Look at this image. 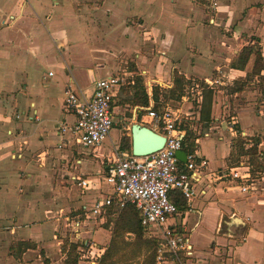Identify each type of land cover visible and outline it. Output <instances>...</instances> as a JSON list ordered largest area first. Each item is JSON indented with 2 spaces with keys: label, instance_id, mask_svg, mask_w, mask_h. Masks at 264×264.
<instances>
[{
  "label": "crops",
  "instance_id": "obj_1",
  "mask_svg": "<svg viewBox=\"0 0 264 264\" xmlns=\"http://www.w3.org/2000/svg\"><path fill=\"white\" fill-rule=\"evenodd\" d=\"M250 2L0 0V228L5 229H0V264H64L57 261L63 255L58 226L69 231V214H79L83 206L112 194L103 173L119 150L123 130H130L131 136L132 125L140 123L159 132L145 110L156 103L148 95L149 106L130 111L124 126L117 124L100 147L83 148L76 138L60 132L63 123L75 122L65 107L67 83L75 82L90 97L99 79L121 76L120 72L137 75L124 67L130 61L140 75L146 72V83L160 90L173 87L176 72L188 82L211 83L212 88L221 80L245 79L255 56L244 71L232 67L234 58L255 42L264 57V0L257 7ZM216 93L213 121L205 128L209 136L201 133L197 149L213 170L228 167L235 135L209 133L223 125L217 116L223 88ZM121 97L122 90L114 104L116 118L123 108ZM246 105L239 114L238 132L251 137L264 130V106ZM118 130L122 132L115 136ZM260 150L263 174L251 194L241 193L234 182L217 183L197 196L191 212L184 209L171 219L173 225L193 228L192 234L203 226L221 237V222L229 234H245L239 242L212 237L219 244L205 249L206 254L193 244L195 255L188 264H264V141ZM82 180H87V187ZM233 216L244 219L246 226L232 222ZM108 220L101 224L89 219L83 229L98 227L95 233L107 237L105 242L91 238L96 234L87 238L108 245L114 226L107 227ZM14 243L18 252L10 253Z\"/></svg>",
  "mask_w": 264,
  "mask_h": 264
},
{
  "label": "built area",
  "instance_id": "obj_2",
  "mask_svg": "<svg viewBox=\"0 0 264 264\" xmlns=\"http://www.w3.org/2000/svg\"><path fill=\"white\" fill-rule=\"evenodd\" d=\"M49 75L53 76V73ZM145 75L146 72L141 73V76ZM122 82L117 76L99 79L90 97L81 93L75 82H68L65 88V107L73 114L75 122L72 125L63 123L60 126L61 134L73 136L85 149L100 147L117 123L114 104L122 90ZM146 84L147 93L153 99L152 88L158 85L151 82ZM196 86L199 88L198 84ZM160 88L162 91L164 86ZM155 106L156 103H153L145 110L154 128L166 137L164 148L145 157L116 150L103 173L104 182L111 188L112 194L91 206H83L79 214L68 215L71 225L68 241L79 244L78 264H100L108 249V245L82 237L85 222L94 219L103 224L111 211L116 220L128 205H134L140 212L146 237L158 243L156 264H188L195 255V246L191 240L194 230L185 224L170 223L172 218L180 215L171 197L180 195L186 200V209L191 212L197 196L204 194L205 188L217 183L234 182L239 191L245 194H251L254 190L256 180L249 163L213 170L209 160L198 155V150L192 154L186 153V162H181L178 152L182 151L186 135L181 128L184 118L180 110L159 111ZM201 133L199 131L197 134ZM204 136L208 137L209 134L204 133ZM73 180L78 181L79 178L73 177ZM80 184L88 186L87 180H82Z\"/></svg>",
  "mask_w": 264,
  "mask_h": 264
},
{
  "label": "rangeland",
  "instance_id": "obj_3",
  "mask_svg": "<svg viewBox=\"0 0 264 264\" xmlns=\"http://www.w3.org/2000/svg\"><path fill=\"white\" fill-rule=\"evenodd\" d=\"M258 2H261V0H251V6L252 7H257L258 5H256ZM147 6L145 4H143V11L147 10ZM249 25H256V24H252L249 23ZM251 40H253L254 42L257 41L255 36H252L250 38ZM252 45V43H251ZM258 45L255 42V45H253V48L255 50L258 49ZM124 64V67L126 68L127 71H131V72H136L137 71V75L135 73L134 77H130V76H124L123 73L124 72H120L121 76H117L119 78H121L123 80L122 84V110L120 111V114L117 116L116 118V125L118 124V127L121 129L125 122H124V118L129 117L131 115L130 111H132L133 109L135 110L138 106H134L133 103H131L130 101L133 98V95L136 92V88L135 86V82L137 83V79L141 78L142 79V85L144 87L145 92L147 93V88L148 85L146 84V80L145 77L140 75L139 70L135 67V63L134 62H129L128 64ZM244 81L246 79H243ZM185 83L184 86V95L183 97L179 98L178 94L175 95L173 97V94L171 92L172 88H168V87H164L162 89V91H160V89L155 86H153L152 90H153V94L155 92V90L157 89L159 91L158 93V100L155 99V102L158 103V110H163V109H169L171 111H179L180 110V115L184 118L183 119V123L182 124H187L188 126H190L191 130H196V132L198 133V131H201L202 134H204L205 128L207 129L206 125L204 124V122L201 120L200 117V106H202L203 101L205 96H207V88H203V86L201 85L203 82L198 81V82H188ZM219 82L221 84H219ZM219 82H216L214 84V88L218 90V88H223L224 91V96L221 95V97L223 98L222 105H220V113L217 115L219 119V122H223V125L221 128H219L218 130H214V131H210L209 133H216L218 131L224 132V133H234V137L231 143V154L229 156L228 159V167H235L238 165H241V163H249L250 162V158L249 156H239L240 153V144L238 142V140H247V144L245 146V150H249L252 148V146L256 143V140L261 142L264 141V130H260L258 132H256L253 136L249 137V136H244L241 133H239L238 131H240V124L238 122H240V112L247 107L246 104H250L253 103L255 107H261L264 106V83H257V81L252 78L249 81H246V88H245V92L244 93H240L237 95L233 94V90H235L236 88H238L239 84H235L234 82H228L226 80H221ZM199 85V88L196 85ZM174 86V85H173ZM156 93V92H155ZM217 93L215 92V95ZM218 96V95H217ZM217 96H214L213 98V104L215 101V98ZM221 97H218V99L221 100ZM202 98V102L199 103V101ZM217 100V98H216ZM126 102V104H125ZM160 102V103H159ZM218 103V101H217ZM128 105V106H126ZM213 109V108H212ZM212 115H213V111H212ZM213 121V119H212ZM215 122V121H214ZM249 123V122H247ZM115 125V126H116ZM210 125V124H209ZM208 125V126H209ZM230 128L232 129V132L230 130ZM120 131L118 130V134H116L115 136H119L120 135ZM192 131V132H194ZM122 132V131H121ZM162 133V132H161ZM125 134V131L123 130L122 132V136ZM127 135L129 137L130 136V130L127 131ZM201 136V135H200ZM215 137V136H214ZM250 140V141H249ZM114 147L112 145L111 150H113ZM258 152L261 153L262 151L260 150V145L258 147ZM119 153H122L121 151H119ZM262 165V159L259 161ZM253 177L255 178V180H260L263 174V171H259V168L257 167V165H253ZM74 210V209H73ZM73 214H76V211L73 212ZM70 215V214H69ZM72 216V214H71ZM242 219V218H241ZM245 221V220H244ZM61 222V221H60ZM225 222L230 223L228 219L225 220ZM59 224V223H58ZM62 224V223H60ZM94 226V223H91V226ZM203 226H201V228H199L196 233L192 234V242L194 245H197L201 251L204 252L205 249L207 248H211L212 249V245L215 244L218 245L219 242L218 241H213V239H221V237L227 239V240H236L237 242L243 240L244 238H236L235 235H239L242 231H236L235 234L233 235V237H229L226 236L224 233H229L228 232V226L225 223V225L223 226V233H221L219 236L221 237H215L212 233H210V228H202ZM0 229H4V228H0ZM205 229V230H203ZM5 230V229H4ZM67 230V229H66ZM65 230L64 225L62 226H58V237L59 240H62V244L60 245V250L63 253L58 255V259L57 261L62 260L60 263H64L66 262L68 255L67 252L69 250V246L70 244L68 243V238L71 236V228L69 229V231ZM98 230V227H93L92 229L89 228L87 230H84L81 232L83 237L90 236L91 235H95V231ZM89 237V238H90ZM112 237V236H111ZM213 237V239H212ZM93 239H95L98 242H105L107 237H105L103 234H96V236L91 237ZM112 239V238H111ZM111 241V240H110ZM110 241L108 242V247L110 245ZM16 245L14 243V245L10 246V253H14L17 251L18 252V247L16 249ZM237 245V244H236ZM12 247V249H11ZM224 248V247H223ZM228 247H226L227 249ZM235 248V246H234ZM213 250V249H212ZM211 250V251H212ZM223 249H219V252H223ZM21 251V250H19ZM7 252V251H6ZM66 253V254H65ZM205 253V252H204ZM206 254V253H205ZM227 256V254L225 255ZM221 262H223V260H221ZM225 262V260H224Z\"/></svg>",
  "mask_w": 264,
  "mask_h": 264
},
{
  "label": "trees",
  "instance_id": "obj_4",
  "mask_svg": "<svg viewBox=\"0 0 264 264\" xmlns=\"http://www.w3.org/2000/svg\"><path fill=\"white\" fill-rule=\"evenodd\" d=\"M253 55L255 56V63L252 72L246 76L245 81L242 79L234 82L235 84H240L238 88L233 90V93L243 92L246 88V81L254 77H258L259 83H264V76L262 75V71H264V57L259 49L255 50L253 48V45L249 44L245 46L234 58L231 65L234 69L244 71ZM136 81L137 83L135 82L134 86L136 92L130 102L133 103L134 106L148 107L149 96L144 90L142 79L139 78ZM185 83H187L185 77L176 72L174 86L171 90L173 97L177 94L179 98L183 97ZM201 85L203 88H207L208 91L199 112L201 120L206 127H208L212 122L213 98L216 89L210 87L205 82ZM157 89L155 90L156 93L154 92L153 95L154 100H158L159 91ZM155 109L158 110V103H156ZM181 128L186 132L182 151L187 154L195 153L198 149L200 135H198L196 131L191 130L190 126L187 124H182ZM238 142L240 144L239 156H249L252 168L253 165L256 164L259 171L262 172L263 165L259 162L262 158V154L258 152L260 141L256 140V143L249 150H245V146L248 143L247 140H238ZM119 151L132 155V141L131 137L127 135V131H125V134L121 138ZM181 166L184 167V164L181 163ZM171 199L177 205L179 211L186 209V200L180 195H174ZM111 215L112 211L109 216L107 227H110L111 223H114L112 239L100 264H156L158 243L155 239L146 237L145 229L141 224V214L138 209L134 205H128L116 220H113ZM68 243L70 246L65 264H78L77 250L79 244L70 243L69 241Z\"/></svg>",
  "mask_w": 264,
  "mask_h": 264
},
{
  "label": "water",
  "instance_id": "obj_5",
  "mask_svg": "<svg viewBox=\"0 0 264 264\" xmlns=\"http://www.w3.org/2000/svg\"><path fill=\"white\" fill-rule=\"evenodd\" d=\"M131 136H132V154L136 157H145L152 155L160 150H162L166 144V137L153 130L151 127L134 123L131 127ZM178 157L181 162H186V152H178ZM236 225L246 226L244 219L240 217L233 216L231 219ZM225 225L224 222H221L219 227V234L223 233L222 229ZM226 236L233 237L234 234L224 233ZM236 238H244V232H241L239 235H235Z\"/></svg>",
  "mask_w": 264,
  "mask_h": 264
}]
</instances>
